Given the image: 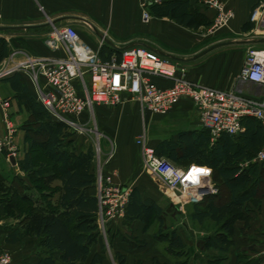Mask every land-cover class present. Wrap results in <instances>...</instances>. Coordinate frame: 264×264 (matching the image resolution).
Masks as SVG:
<instances>
[{"label": "crops", "instance_id": "0c3cea01", "mask_svg": "<svg viewBox=\"0 0 264 264\" xmlns=\"http://www.w3.org/2000/svg\"><path fill=\"white\" fill-rule=\"evenodd\" d=\"M148 1L0 0V26L33 27L27 30L0 32V48L3 49L5 47L4 49L7 51V57L0 66L5 65L10 60H14L16 63L26 62L27 56L32 58L66 59L67 55L64 45L60 44L58 47L53 43L51 34L55 28L72 27L77 30L82 42L99 52L100 55L106 51V54L112 52L114 56L123 49L144 47L159 55L172 59L177 58V60H174L187 69L188 79L201 86L213 87L228 92L236 91L256 99H264V86L245 84L239 78L240 71L243 68L242 62L245 61L244 57L236 59H239V62H236L237 69L234 76L230 72L226 76V66L230 65H224L227 62H221L222 64L216 65L218 57H215V55L219 53L216 51H220L219 49L225 47V45L216 48L214 46L212 47L214 49L210 52L203 55H201L203 52H200L192 58L182 56L184 51L191 52L200 44L201 36H195V38L191 30L178 25L170 18L160 19L154 17L150 7L160 4L162 0L153 2L151 5L148 4ZM222 1L228 6L236 8V17L230 25L232 29H239V31L248 23L252 9L262 2V0ZM196 2L198 0H190L191 5H196ZM146 8L150 13L148 22L143 20V13ZM246 35H251V33H244V36ZM102 36L110 40L113 45L105 42ZM243 44L246 46L264 47V36L257 35L253 40H247ZM222 51H224L225 55L227 54L225 50ZM19 74L23 77L33 97L37 99L35 88L30 83L28 75L25 72H20ZM156 81L161 87L170 86L169 82L164 80L159 79ZM0 92L4 98L11 102V112L18 128L17 143L21 151H23V156H25L24 152L26 153L29 149V144L26 140V126L31 118L30 112L20 104L17 92L8 81L1 82ZM104 108L96 106L92 110L93 112L84 113L77 121L85 127L90 120L91 113H94L100 122L104 120L106 111L113 112L116 115L117 135L120 137L116 136L113 138L112 159L106 161L105 171H103L104 175L113 174L115 175L114 182L117 185L125 188L130 186L131 191L137 189L142 202L147 206L159 204L164 209L161 202L167 200L178 210H190L191 208L193 210L194 207L192 205L184 208L176 205L168 193H165L164 187L144 172L142 159L136 145V139L141 134L140 106L133 100H127L119 107L109 108L110 111ZM159 118H162L164 122L176 123V130L169 137L161 139L159 143L166 140L177 142L183 133L201 132L203 130L200 126L197 111L189 101L182 102L168 116H159ZM69 131L72 135L66 139V142L71 141L74 143L76 155L86 153L90 148H93V140L90 136L85 133L76 134L70 128ZM3 134L4 129L0 114V137ZM135 136L134 152L132 154L124 148L121 137L124 140L132 141ZM215 142L212 140V144ZM151 143L154 145L153 142ZM96 165L99 166L100 164L96 163ZM192 165L197 164H191L183 168L185 169ZM0 172L7 181H10L12 177H18L29 183L27 181L28 175L21 170L18 160L13 165L11 161L0 155ZM91 172L95 174V159ZM55 185L58 188L62 187L59 181ZM95 187L88 189L86 195L98 198L97 188ZM58 196L59 193H56L54 200ZM253 210L260 214H258V220H252L251 228H248L246 233L242 234L240 231L237 233L238 241H235V249H244L243 251L247 252V256L250 257L251 264H264V201L260 207ZM145 227L146 225L141 221L132 223L119 222L109 226L107 230L109 235L106 236L105 231L98 226L96 231L99 236L98 242L91 248L88 259L79 264H92L96 256L102 258L103 264H118L121 257L126 258L125 264H174L173 260L171 261L168 250L165 251L158 247L160 243L164 242H158L154 234L149 232L150 228L146 229ZM10 229L12 228H0V255L4 252H9L13 258V264H42L48 258L49 251L44 250L40 246L38 238H26L17 243L9 242ZM127 234L131 237V240L127 238ZM54 259L55 264H67L60 260L59 255H55ZM233 259L236 260V255H234Z\"/></svg>", "mask_w": 264, "mask_h": 264}, {"label": "trees", "instance_id": "16d2710c", "mask_svg": "<svg viewBox=\"0 0 264 264\" xmlns=\"http://www.w3.org/2000/svg\"><path fill=\"white\" fill-rule=\"evenodd\" d=\"M150 10L154 17L170 18L189 30L197 31L207 26L206 17L191 5L190 0H162L160 4L152 5ZM253 29L254 24L250 22L244 25L242 31L249 33ZM4 48H0V64L7 57ZM115 55L120 57L121 52ZM100 56L108 61L113 54H106L105 51ZM3 81L11 83L20 104L31 115L26 126L29 149L19 161V166L34 185L26 184V180L18 177L9 184L0 172V192L11 198L4 209L7 215H14L19 199L22 203L33 205L18 226L10 229L8 241L17 243L26 238H38L40 246L49 251L42 264H55V255L67 264L83 263L99 237L96 232L99 200L86 195L88 189L96 186V176L91 172L94 148L75 154L74 143L66 142L72 135L69 127L55 120L38 98L33 97L21 74L15 73ZM243 126V133L223 135L214 144L210 132L203 129L201 132L183 133L177 142L166 140L154 145L159 156L176 166L197 164L213 170L214 181L223 192L220 196L208 197L201 204L192 205V218L202 225L210 222L219 229L217 236L203 241L206 251H214L222 257L220 264H227L229 260L237 226H241V232L246 233L251 216L256 211L253 209L260 207L264 201V162H254L264 142V131L257 120H245ZM58 181L62 187H55ZM56 193L59 196L54 200ZM163 210L159 204H144L135 189L130 195L125 219L130 223L141 221L146 229L158 223L160 228L155 239L167 243L168 254L176 258L175 264H194L195 260L192 262L189 258L190 246L187 249L183 236L177 232H164ZM241 258L244 257L238 255V264H251L250 261L241 262ZM118 262L125 264L126 258L121 257ZM92 264H103V260L96 256Z\"/></svg>", "mask_w": 264, "mask_h": 264}, {"label": "built area", "instance_id": "2783aa9c", "mask_svg": "<svg viewBox=\"0 0 264 264\" xmlns=\"http://www.w3.org/2000/svg\"><path fill=\"white\" fill-rule=\"evenodd\" d=\"M161 0H149L148 4ZM211 7H221L219 0H205ZM230 13H221L218 23H227ZM144 22L150 20L147 9ZM250 21L264 33V4L255 9ZM222 26V25H221ZM256 33V32H254ZM259 35V34H256ZM51 40L58 47L64 45L66 59L32 58L16 63L10 60L0 66V84L9 76L25 72L35 88L39 102L51 116L74 132L84 134L86 128L77 121L96 106L116 108L133 100L145 115L168 116L184 101L193 104L200 126L210 132L213 142L223 135L237 136L244 132L245 120H257L264 131V99H256L236 91L201 86L188 79V72L174 59L159 55L144 47H130L120 57L104 61L100 53L85 45L77 30L72 27L55 28ZM245 84L264 86V51H252L245 60L239 76ZM169 82L161 87L156 80ZM11 102L0 92V114L4 135L0 138V155L8 160L17 157L15 126ZM136 145L144 172L164 187L171 200L184 208L203 203L215 196L218 190L213 183V170L192 165L176 167L159 156L145 128L137 137ZM254 162H264V142ZM202 170V171H201ZM115 175L100 173L96 178L99 211L96 222L105 230V222L124 220L131 189L117 185ZM0 264H13L12 255H0Z\"/></svg>", "mask_w": 264, "mask_h": 264}, {"label": "rangeland", "instance_id": "374dc122", "mask_svg": "<svg viewBox=\"0 0 264 264\" xmlns=\"http://www.w3.org/2000/svg\"><path fill=\"white\" fill-rule=\"evenodd\" d=\"M219 1L221 3V7H216V8L211 7L210 5L206 4L205 0H203V1L198 0V2H196V5H194V7H195V9L197 8L198 11L200 13H202L203 16L206 17L205 24L207 23L206 24L207 26L201 27L197 31L191 30L194 34V37L195 36L196 37L201 36L200 44L198 46H196L194 48V50L191 52L184 51L182 56L184 55L185 58H187V57L192 58V57L196 56L198 53H200V52L202 53V52H204V50L205 51L209 50L214 46L215 47L216 46L222 47L225 45V47H222L219 49L220 51H216V52L221 53V54L218 53L215 55V57H218V63L216 65H219V63H221V62L222 63L227 62L224 65H227V64H230V65H228L229 67L226 66V70H227L226 76L228 75L229 72L232 73V75L234 76L236 74L235 71L237 69L236 68V62H239L238 60L240 58L244 57L246 60V57L250 52H252V51H264V47H262V46H254V45H250V46L247 45L246 46L243 44V42H245L247 40H253L255 37H257L256 34H259L258 36L262 37V36H264V33L260 32V30H257L258 28L255 27V25H254V29L251 32H249V33H251V35H248V36L247 35L244 36V32L242 30L239 31V29L238 30L232 29L230 24L235 19L237 10H236V8L228 6L227 4H225L222 0H219ZM262 4H264L263 0L256 7H254L252 9L250 16H249L248 23L251 22L250 18H251L252 12L255 9H257L259 6H261ZM144 8H145V6H144ZM221 13H226V14L230 13L232 17L229 19V21L227 23L225 22L223 24H220V23H218V19L220 18ZM254 32H256V33H254ZM222 50H225V52H227V54L225 55V53H223L224 51H222ZM237 58H239V59L236 60ZM244 63H245V61L242 62L243 66H244ZM182 68H184V67H182ZM186 71H187V69H186ZM240 73H241V71H240ZM101 108H104V107L101 106ZM104 109L110 111L109 108L107 109V107H105ZM91 112H93V111L91 110ZM140 112L142 114L141 115L139 113V117L141 120L140 121V125H141V132L140 133H142L143 130H145V128H146L148 131L150 141L153 142L155 146L160 142L161 139L169 137L176 130V123L172 124L170 122H164V120L162 118H159V116H147L142 112V110H140ZM146 116H147V118H145ZM115 120H116V115L113 112H107L106 111L104 113V120H101V122L98 121V119L95 117L94 113H91L90 120L88 121V123L85 126V128L87 129L85 134H87V136H90L93 140L92 145H93V148H94L95 153H96L95 174L97 177L100 173H103V171H105L104 169H105L106 161L112 159V148H113L112 141H113V138H115L116 136H119V135H117V132H118L117 126L118 125H117V123H115ZM14 121H15V119H14ZM15 126L17 127L16 122H15ZM75 133L78 134L79 132H75ZM136 136H138V135H136ZM136 136L132 138V141H128L127 139L124 140L123 137H121V139H122L121 142H123L124 148L131 153L134 152L133 148H134V140H135ZM16 138H17V134L14 138V140H15L14 145H15V147H17L18 152H17V157L14 159L18 160V163H19V161H20L19 159L24 158V156H23V151H21V149L17 143ZM38 154H36V155H38ZM24 155H25V152H24ZM1 156L5 157L8 160L7 154L5 152L2 153ZM135 156H136V154H135ZM115 159L117 160V158H115ZM96 163H99L100 165L97 166ZM176 167H178L180 169H184L181 166H176ZM13 181H14V177H12L11 180L8 182H9V184H11ZM27 181L29 183L25 182L26 184H32V182L29 178L27 179ZM213 181H214V177H213ZM214 185H215V189L218 190L217 195L220 196L221 193L223 192V189L221 188L220 185H218V183L216 181H214ZM126 188L131 189L130 186H127ZM263 188H262V190L264 192ZM222 195H223L222 197H224V194H222ZM10 199L11 198L4 196L0 192V228H3V229L9 228V227L13 228L14 226H18L22 217L26 216L31 211V209L33 208L32 204L22 203L21 200L19 199L17 201L18 208L16 211H13V214L18 215V217L16 218V217H14V215H7V210H4V209H5L6 203H8ZM161 203L163 204V207H164V210H163V212H164L163 216L165 219V225L163 226L164 232H177L183 236L184 240L186 241V243L188 245L187 249L190 246L191 257H189V258L192 259V262L195 260L194 264H220L222 257L218 253H215L214 251H206L205 250V242H204L206 239H208V237L217 236V234L219 233V229H216L215 226L210 222H205V224L202 225V224H199L197 221H195L192 218V215H193L192 208L190 210L189 209L178 210V208L173 206L167 200H164ZM254 209H256V208H254ZM254 213L255 214L253 216H251L249 229L251 228L252 220L253 219L258 220V214L259 213H256V212H254ZM125 221H126V219L119 220V221L106 220L105 228H104L105 229L104 230L105 235L106 236L109 235L108 234L109 232L107 231L109 226H111L113 224H117L119 222H125ZM149 228H150L149 232L153 233L155 236V233L158 232L160 226L158 223H153L151 225V227H149ZM239 231H240V233H242L241 232V226L238 225L237 229H236V234L234 236V245L229 250V254H228L229 260H228L227 264H238V261H237L238 255L244 257V258H241V262H245V261L249 262L250 261V257L247 256V252L243 251L244 249H235V241L236 242L238 241L236 235ZM106 238H108V237H106ZM127 238H129L131 240V237L128 234H127ZM124 239L127 240L126 238H124ZM158 247L161 249H164L166 251L167 250L166 249L167 243H165V242L162 244L160 243L158 245ZM234 255H236V260L233 259ZM169 256L171 257V261L173 260L174 264L177 263L174 255L170 254ZM231 260H233V261H231Z\"/></svg>", "mask_w": 264, "mask_h": 264}, {"label": "water", "instance_id": "95a60500", "mask_svg": "<svg viewBox=\"0 0 264 264\" xmlns=\"http://www.w3.org/2000/svg\"><path fill=\"white\" fill-rule=\"evenodd\" d=\"M31 28H33V27H32V26H25V27L0 26V32H6V31H9V30H21V29H26V30H27V29H31ZM102 38H103V40H104L105 42H107L108 44L113 45V43H112L110 40H108L105 36H102ZM216 47H218V46H216ZM216 47H214V48H216ZM214 48H211V49H209V50H206V51L203 52L201 55L210 52V51L213 50ZM174 59L177 60V58H174ZM10 161L12 162L13 165L16 164V160H15L14 158H10Z\"/></svg>", "mask_w": 264, "mask_h": 264}, {"label": "snow or ice", "instance_id": "6c2138e0", "mask_svg": "<svg viewBox=\"0 0 264 264\" xmlns=\"http://www.w3.org/2000/svg\"><path fill=\"white\" fill-rule=\"evenodd\" d=\"M202 171V170H201Z\"/></svg>", "mask_w": 264, "mask_h": 264}]
</instances>
